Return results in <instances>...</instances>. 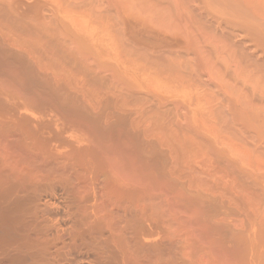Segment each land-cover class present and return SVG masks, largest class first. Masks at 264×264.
<instances>
[{
	"label": "rangeland",
	"instance_id": "374dc122",
	"mask_svg": "<svg viewBox=\"0 0 264 264\" xmlns=\"http://www.w3.org/2000/svg\"><path fill=\"white\" fill-rule=\"evenodd\" d=\"M0 21L34 109L137 153L217 264H264V0H0Z\"/></svg>",
	"mask_w": 264,
	"mask_h": 264
},
{
	"label": "bare ground",
	"instance_id": "6f19581e",
	"mask_svg": "<svg viewBox=\"0 0 264 264\" xmlns=\"http://www.w3.org/2000/svg\"><path fill=\"white\" fill-rule=\"evenodd\" d=\"M6 31L0 30V264H217L164 199L139 183L137 153L128 165V154L63 131L56 113L33 108L36 102L12 83L11 63L28 62L20 52L26 54V43L18 50ZM212 240L210 247L227 249L225 236Z\"/></svg>",
	"mask_w": 264,
	"mask_h": 264
}]
</instances>
